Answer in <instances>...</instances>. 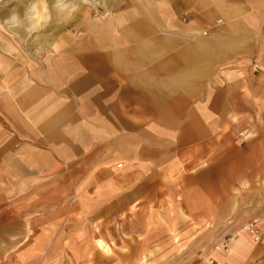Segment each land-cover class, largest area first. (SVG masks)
I'll return each instance as SVG.
<instances>
[{
  "label": "crops",
  "instance_id": "obj_1",
  "mask_svg": "<svg viewBox=\"0 0 264 264\" xmlns=\"http://www.w3.org/2000/svg\"><path fill=\"white\" fill-rule=\"evenodd\" d=\"M92 37L73 52L71 71L57 58L44 78L19 82L10 72L3 81L1 138L11 141L1 143V165L48 175L50 167L93 163L110 189L119 164L128 186L151 170L190 169L180 174L185 202L206 219L223 218L232 188L252 184L256 171L264 181V69L252 70L264 63V0H141L140 10L117 13ZM61 38L47 50L60 51ZM22 139L24 151L15 144ZM216 251L209 264H264V245L245 230Z\"/></svg>",
  "mask_w": 264,
  "mask_h": 264
},
{
  "label": "rangeland",
  "instance_id": "obj_2",
  "mask_svg": "<svg viewBox=\"0 0 264 264\" xmlns=\"http://www.w3.org/2000/svg\"><path fill=\"white\" fill-rule=\"evenodd\" d=\"M58 1L0 0V101L7 90L1 85L10 72L20 73L19 82L25 74L44 78L48 62L54 64L57 58L64 59L66 71H71L77 65L73 55L79 44L84 48L92 43L93 32L117 13L141 8V0H95L97 5L92 0H65L71 8L59 11ZM39 2L43 19H35V31L28 34L27 15ZM17 6L20 24L11 29L3 16ZM184 15L179 17L183 23ZM85 17L99 24L93 28L84 22ZM64 36L60 51L56 53L55 46L47 50L50 45L61 46ZM45 42L47 46H40ZM31 63L33 68H29ZM50 72L60 76L54 68ZM43 82L40 86L52 87ZM241 135L237 139L245 144ZM9 140L1 138L0 114V264H209L218 248L254 221L264 234V181L258 171L252 184L232 188V202L223 218L206 219L192 216L185 202V178L180 179V174L190 169L171 175L151 170L144 183L128 186L121 174L126 165H116L111 171L118 174L114 177L117 184L110 189L101 184L106 176L93 163L50 167L49 176L31 170V165H1V143ZM15 144L24 151L29 141ZM37 147L47 148L44 144ZM4 162L10 163L7 158ZM105 247L111 248L110 253Z\"/></svg>",
  "mask_w": 264,
  "mask_h": 264
},
{
  "label": "bare ground",
  "instance_id": "obj_3",
  "mask_svg": "<svg viewBox=\"0 0 264 264\" xmlns=\"http://www.w3.org/2000/svg\"><path fill=\"white\" fill-rule=\"evenodd\" d=\"M84 1H87V0H84ZM92 5H97L98 3L95 2V0H92ZM43 3V2H42ZM58 5H59V8H62L60 9L59 11H65L64 8L65 7H69L71 8L72 5H67L65 0H60L57 2ZM102 3V2H101ZM39 5H40V2L38 4H33L32 5V13L28 14L27 17L28 19L30 20V27H29V30H28V34H32L34 31H35V27H36V23H35V19H38V21L42 20L43 19V16L40 14L39 12ZM44 11L46 10V7L43 6L42 8ZM43 13V12H42ZM20 14V8L17 6L16 8H14V10H12L10 13H6L4 16H3V19L5 20V22L8 24V25H12V28L11 29H15L17 26H19L20 24V21H19V18H18V15ZM62 14V13H61ZM44 15V14H43ZM55 19V18H54ZM19 31V30H18ZM20 33V32H19ZM47 43L48 42H45L43 45H40V46H47ZM121 167V166H120ZM264 244V243H263ZM104 250L107 252V253H110V249L108 248H104ZM103 251V250H102Z\"/></svg>",
  "mask_w": 264,
  "mask_h": 264
},
{
  "label": "built area",
  "instance_id": "obj_4",
  "mask_svg": "<svg viewBox=\"0 0 264 264\" xmlns=\"http://www.w3.org/2000/svg\"><path fill=\"white\" fill-rule=\"evenodd\" d=\"M183 20L185 23L189 20L187 14L184 15ZM204 35H207V33H204ZM263 69H264V63L254 64L252 67V70L254 73H258V72L262 71ZM246 134L247 133H244L241 135L242 140H246L244 137ZM245 230L250 233V235L253 237L255 243H257V244H263L264 243V234L259 229V227L257 225V221H254L253 223L249 224L245 228Z\"/></svg>",
  "mask_w": 264,
  "mask_h": 264
}]
</instances>
